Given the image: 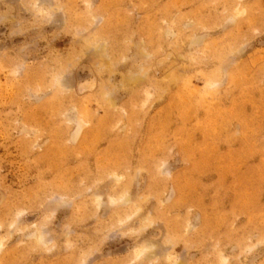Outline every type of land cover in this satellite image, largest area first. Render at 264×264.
Wrapping results in <instances>:
<instances>
[{
	"label": "rangeland",
	"instance_id": "374dc122",
	"mask_svg": "<svg viewBox=\"0 0 264 264\" xmlns=\"http://www.w3.org/2000/svg\"><path fill=\"white\" fill-rule=\"evenodd\" d=\"M0 264H264V0H0Z\"/></svg>",
	"mask_w": 264,
	"mask_h": 264
}]
</instances>
